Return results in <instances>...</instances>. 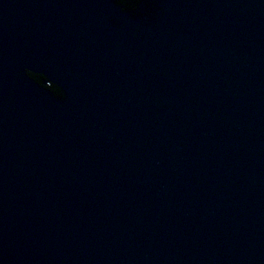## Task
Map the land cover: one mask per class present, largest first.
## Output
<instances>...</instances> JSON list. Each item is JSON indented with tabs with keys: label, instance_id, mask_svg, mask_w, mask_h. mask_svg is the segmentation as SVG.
<instances>
[{
	"label": "water",
	"instance_id": "water-1",
	"mask_svg": "<svg viewBox=\"0 0 264 264\" xmlns=\"http://www.w3.org/2000/svg\"><path fill=\"white\" fill-rule=\"evenodd\" d=\"M136 1L0 0V264H264V0Z\"/></svg>",
	"mask_w": 264,
	"mask_h": 264
},
{
	"label": "flooded vegetation",
	"instance_id": "flooded-vegetation-1",
	"mask_svg": "<svg viewBox=\"0 0 264 264\" xmlns=\"http://www.w3.org/2000/svg\"><path fill=\"white\" fill-rule=\"evenodd\" d=\"M136 1V0H135ZM130 3L133 4V0H129ZM137 2V1H136ZM131 5V4H130ZM138 5V4H137ZM129 6V5H128ZM134 6V5H133ZM132 9V8H131Z\"/></svg>",
	"mask_w": 264,
	"mask_h": 264
}]
</instances>
